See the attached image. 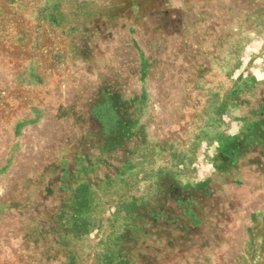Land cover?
Here are the masks:
<instances>
[{"label": "rangeland", "instance_id": "1", "mask_svg": "<svg viewBox=\"0 0 264 264\" xmlns=\"http://www.w3.org/2000/svg\"><path fill=\"white\" fill-rule=\"evenodd\" d=\"M0 264H264V0H0Z\"/></svg>", "mask_w": 264, "mask_h": 264}]
</instances>
